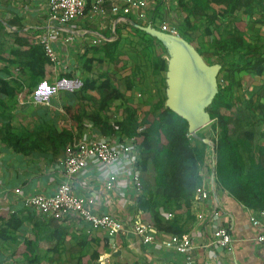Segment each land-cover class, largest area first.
<instances>
[{
    "label": "crops",
    "instance_id": "obj_1",
    "mask_svg": "<svg viewBox=\"0 0 264 264\" xmlns=\"http://www.w3.org/2000/svg\"><path fill=\"white\" fill-rule=\"evenodd\" d=\"M48 1L0 0V229L9 235L0 238V264H80L94 252L99 253L98 264H264V243L257 240L264 229L251 223L255 211L217 186L215 173L208 168L212 153L203 167L209 197L195 199L189 210L178 209L175 203L161 199L155 186L136 192L130 179L140 171L132 153L134 138L110 137L92 119L102 112L116 124L133 106L142 121L154 110L167 80L170 53L146 28L152 24L160 30L166 22L179 29L177 17L182 13L177 0H145L144 6L137 7L129 0H119L117 11L112 2L94 11L93 0H87L84 15L64 24L50 22ZM48 31L58 32L50 36L58 62L47 61L44 79L30 90L36 80L27 51L36 44L43 46L41 38ZM158 56L167 61V68L153 72ZM105 79L110 82L109 91L100 90ZM95 81L96 88H87ZM78 115L77 125L72 119ZM66 128L74 138L108 139L116 146L130 147L112 169L118 174L113 190L105 188L101 177L111 169L96 160L90 159L76 175L66 174L61 162L67 145L58 146L55 140L56 132ZM10 133L20 140L28 138L38 148L29 153L15 151L7 143ZM67 182L77 194L94 199L91 208L97 214H111L129 228L139 218L149 222L158 231L156 241L144 244L132 231L110 239L103 230L88 233L87 223L74 213L47 214L24 205L25 196H49ZM17 187L20 195L14 192ZM142 194L160 198L163 229L150 222L149 210L140 209ZM220 226L231 233L228 246L215 242L214 231ZM170 234L190 236L191 262L187 254L160 244ZM29 241L35 245L29 246Z\"/></svg>",
    "mask_w": 264,
    "mask_h": 264
},
{
    "label": "trees",
    "instance_id": "obj_2",
    "mask_svg": "<svg viewBox=\"0 0 264 264\" xmlns=\"http://www.w3.org/2000/svg\"><path fill=\"white\" fill-rule=\"evenodd\" d=\"M177 7L184 17L179 34L197 48L207 63L221 65L218 92L207 107L210 129L198 132L202 139L192 135L188 120L166 106V94L159 96L154 110L142 121L133 106L124 111L125 117L116 120V124H111L102 112H96L92 119L110 137L118 134L120 141L134 138L132 153L136 155L145 191L155 186L161 199L189 210L197 189L205 188L203 167L212 153L208 168L215 173L217 186L257 213L264 210V129L257 140L255 128L257 121L264 124V0H177ZM194 32L200 35L193 37ZM27 53L36 80L31 90L44 79V65L50 58L38 44ZM166 68L167 61L156 57L153 72ZM254 82L260 83L256 89ZM97 83L87 88H96ZM109 89L110 82L105 79L100 90ZM246 89L252 94L248 95ZM111 97L112 94L108 99ZM72 122L78 125L80 115ZM243 123L248 128L244 129ZM12 134L7 143L15 151L29 153L38 148L28 138L20 140ZM55 135L58 146L68 145L74 138L73 131L67 128ZM205 138L213 141V148ZM138 204L140 209L151 212L153 219L149 221L163 229L164 219L158 214L160 198L142 194ZM6 232L0 229L1 239L9 238ZM28 243L35 245L34 241ZM98 255L91 253L90 260L80 264H98Z\"/></svg>",
    "mask_w": 264,
    "mask_h": 264
},
{
    "label": "built area",
    "instance_id": "obj_3",
    "mask_svg": "<svg viewBox=\"0 0 264 264\" xmlns=\"http://www.w3.org/2000/svg\"><path fill=\"white\" fill-rule=\"evenodd\" d=\"M119 0H93L92 9L94 11L102 10V6L106 2L113 3V11L118 10L116 2ZM87 0H49L48 10L50 22L53 24H64L70 22L85 13ZM132 6H144L145 0H129ZM161 30L179 34L178 29L171 27L168 23L161 24ZM58 32L48 31L46 35L42 36L41 43L43 44L47 55L52 62H58V55L50 41V36ZM194 134V133H191ZM130 151V147L116 146L108 139H80L74 138L69 143L65 150V157L61 162V166L67 175H76L84 168H86L90 159L96 160L102 166L107 167L108 172L102 174L104 185L107 190H113L118 174L112 171L121 160L125 153ZM131 182L137 193H142L144 184L141 178V172L136 171L130 176ZM14 192L18 195L21 193V188L17 187ZM196 199H207L209 197L208 191L199 187L196 191ZM0 198L2 195L0 193ZM24 205L28 208L37 210L42 213L51 214H67L74 213L80 219L87 223L86 231L88 233L93 230H103L110 239H116L121 235L132 231L138 236L144 244H150L156 241L158 231L149 222L142 218L137 219L132 228L127 226L122 220L111 214H97L93 212L91 204H94V199H86L77 194L70 183H63L57 187L52 195L46 196L43 194H31L25 196L23 199ZM141 211L139 210V214ZM171 215V213H169ZM251 223L259 228L264 229V210L251 214ZM215 242L220 245H230L232 243V236L226 226H220L214 231ZM257 240L264 243V235L261 234ZM160 244L166 248L173 249L176 252L187 254L188 262L192 261L189 252L193 248V241L188 234H170L163 236Z\"/></svg>",
    "mask_w": 264,
    "mask_h": 264
},
{
    "label": "water",
    "instance_id": "obj_4",
    "mask_svg": "<svg viewBox=\"0 0 264 264\" xmlns=\"http://www.w3.org/2000/svg\"><path fill=\"white\" fill-rule=\"evenodd\" d=\"M146 30L157 35L170 53L166 106L188 120L190 133L196 132L211 122L207 107L218 92L221 65L207 63L197 48L179 34L157 30L152 24Z\"/></svg>",
    "mask_w": 264,
    "mask_h": 264
},
{
    "label": "rangeland",
    "instance_id": "obj_5",
    "mask_svg": "<svg viewBox=\"0 0 264 264\" xmlns=\"http://www.w3.org/2000/svg\"><path fill=\"white\" fill-rule=\"evenodd\" d=\"M174 13L176 12V10H174L173 11ZM180 16V15H179ZM177 19L179 20L178 22H181V25H179L180 26V28L182 27V25H183V15L181 14V18L180 17H177ZM179 30V29H178ZM193 35V37H195V36H198V35H200V32H194V34H192ZM210 37L209 36H207L206 37V39L208 40ZM169 56V55H168ZM260 83L259 82H254V84L253 85H255V89L257 88V87H259L260 85H259ZM245 87H247V84H246V86ZM247 90V92H249L248 93V95H250V94H252V90H249V89H246ZM166 92H167V83L165 82V85L163 86V88H162V94H166ZM167 95V94H166ZM263 95H264V89H263ZM262 98L264 99V96H262ZM257 121V120H256ZM210 122L208 123V124H206L205 126H203V127H201L200 129H198L196 132H191V133H194V134H192V135H194V136H198L199 138H200V136L198 135V132H202V131H208L209 129H210ZM243 128L244 129H246V128H248V126L245 124V123H243ZM255 128H256V131H257V136H256V139L257 140H259L260 139V132L264 129V124H261L259 121H257L256 122V125H255ZM209 136V135H208ZM200 139H202V138H200ZM261 142H263L264 143V140H262ZM209 144H210V146H211V148H213V146H214V143L212 142V140H210L209 142H208ZM209 155H211V154H209Z\"/></svg>",
    "mask_w": 264,
    "mask_h": 264
}]
</instances>
